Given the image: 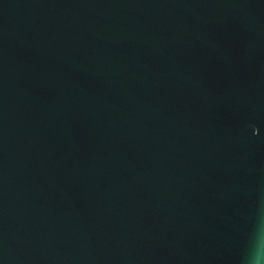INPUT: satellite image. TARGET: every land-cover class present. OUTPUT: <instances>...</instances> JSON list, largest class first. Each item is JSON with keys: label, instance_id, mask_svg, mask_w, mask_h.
Here are the masks:
<instances>
[{"label": "water", "instance_id": "water-1", "mask_svg": "<svg viewBox=\"0 0 264 264\" xmlns=\"http://www.w3.org/2000/svg\"><path fill=\"white\" fill-rule=\"evenodd\" d=\"M257 249L264 0H0V264Z\"/></svg>", "mask_w": 264, "mask_h": 264}, {"label": "clouds", "instance_id": "clouds-1", "mask_svg": "<svg viewBox=\"0 0 264 264\" xmlns=\"http://www.w3.org/2000/svg\"><path fill=\"white\" fill-rule=\"evenodd\" d=\"M252 264H264V251L257 249L252 254Z\"/></svg>", "mask_w": 264, "mask_h": 264}]
</instances>
